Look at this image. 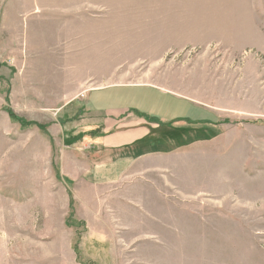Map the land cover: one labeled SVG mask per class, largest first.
I'll return each instance as SVG.
<instances>
[{"label": "rangeland", "instance_id": "374dc122", "mask_svg": "<svg viewBox=\"0 0 264 264\" xmlns=\"http://www.w3.org/2000/svg\"><path fill=\"white\" fill-rule=\"evenodd\" d=\"M108 84L155 85L220 114L241 148L225 220L201 203L204 219L177 237L103 256L84 241L61 161L86 159L75 124L92 114L63 108ZM105 261L264 264V0H0V264Z\"/></svg>", "mask_w": 264, "mask_h": 264}, {"label": "crops", "instance_id": "0c3cea01", "mask_svg": "<svg viewBox=\"0 0 264 264\" xmlns=\"http://www.w3.org/2000/svg\"><path fill=\"white\" fill-rule=\"evenodd\" d=\"M80 107L92 114L75 124L87 157L64 155L61 168L75 182L84 241L99 246L102 256L112 244L120 253L144 239L177 237L180 227L204 219L195 214L201 203L203 212L226 219L227 167L241 148L234 152L236 133L218 112L151 84L92 88L63 109ZM202 196L204 202H196Z\"/></svg>", "mask_w": 264, "mask_h": 264}, {"label": "built area", "instance_id": "2783aa9c", "mask_svg": "<svg viewBox=\"0 0 264 264\" xmlns=\"http://www.w3.org/2000/svg\"><path fill=\"white\" fill-rule=\"evenodd\" d=\"M85 92L86 91H84V92L81 93V97H84L85 96Z\"/></svg>", "mask_w": 264, "mask_h": 264}]
</instances>
